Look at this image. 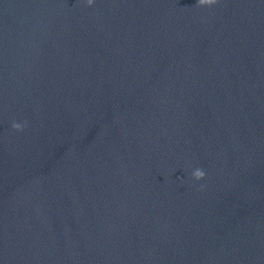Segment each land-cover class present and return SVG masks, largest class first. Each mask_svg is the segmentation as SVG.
<instances>
[{"label":"water","instance_id":"95a60500","mask_svg":"<svg viewBox=\"0 0 264 264\" xmlns=\"http://www.w3.org/2000/svg\"><path fill=\"white\" fill-rule=\"evenodd\" d=\"M0 264H264V0H0Z\"/></svg>","mask_w":264,"mask_h":264},{"label":"clouds","instance_id":"9594fccd","mask_svg":"<svg viewBox=\"0 0 264 264\" xmlns=\"http://www.w3.org/2000/svg\"><path fill=\"white\" fill-rule=\"evenodd\" d=\"M196 174L197 175H202L203 173L202 172H199V170H198Z\"/></svg>","mask_w":264,"mask_h":264}]
</instances>
